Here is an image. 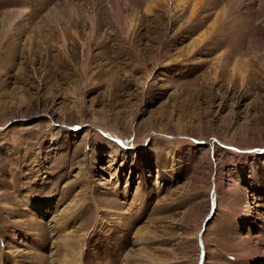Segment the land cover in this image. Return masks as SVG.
I'll return each mask as SVG.
<instances>
[{"label": "rangeland", "instance_id": "374dc122", "mask_svg": "<svg viewBox=\"0 0 264 264\" xmlns=\"http://www.w3.org/2000/svg\"><path fill=\"white\" fill-rule=\"evenodd\" d=\"M73 248L264 264V0H0V264Z\"/></svg>", "mask_w": 264, "mask_h": 264}, {"label": "bare ground", "instance_id": "6f19581e", "mask_svg": "<svg viewBox=\"0 0 264 264\" xmlns=\"http://www.w3.org/2000/svg\"><path fill=\"white\" fill-rule=\"evenodd\" d=\"M32 205H34V204H32ZM34 207H35V205H34ZM73 249H74V251H73ZM73 249L70 250V254H69V256H67V258H69V260L74 261V264H80V253H81V251H79V250L76 251L75 248H73Z\"/></svg>", "mask_w": 264, "mask_h": 264}]
</instances>
